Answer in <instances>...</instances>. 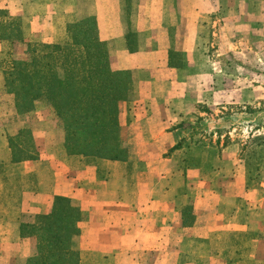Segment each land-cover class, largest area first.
I'll return each mask as SVG.
<instances>
[{
	"label": "crops",
	"instance_id": "1",
	"mask_svg": "<svg viewBox=\"0 0 264 264\" xmlns=\"http://www.w3.org/2000/svg\"><path fill=\"white\" fill-rule=\"evenodd\" d=\"M0 10L19 24L23 40L14 47L26 50L27 61L32 45L59 40L68 16H93L112 70L136 78L123 104L129 118L123 162L59 158L60 131L58 142L42 133L37 159L13 161L9 139L24 126L0 114V264H25L36 254L35 238L20 237L19 221L49 214L56 196L85 215L72 239L77 264H228L212 251L211 238L250 232L252 225L228 221L221 212L214 216L210 202L198 200L200 187L210 188L206 170L184 166L188 149L176 146L186 134L177 126L189 105L206 104L207 83L223 73L212 75L215 63L202 52L206 29L217 38L218 57L244 40L258 44L264 40V0H0ZM129 33L137 37L136 51L128 47ZM170 52L181 54L182 68L170 65ZM3 84L0 68V91ZM257 237L251 264H264Z\"/></svg>",
	"mask_w": 264,
	"mask_h": 264
},
{
	"label": "trees",
	"instance_id": "2",
	"mask_svg": "<svg viewBox=\"0 0 264 264\" xmlns=\"http://www.w3.org/2000/svg\"><path fill=\"white\" fill-rule=\"evenodd\" d=\"M126 2L129 5L130 0ZM63 25L56 43L34 44L31 60H16L13 49L23 40L22 32L16 20L0 10L1 93L12 95L19 121L34 110L38 99L47 101L63 133V141L55 146L59 158L126 161L128 150L121 140L120 106L129 100L132 74L112 70L108 46L98 39L93 16H68ZM126 38L130 51H136V35L129 33ZM170 65L182 68L181 54L170 52ZM258 105L262 107L245 109L251 114L263 111L264 103ZM177 128L186 137L176 149L188 148L195 137L193 123L182 120ZM216 131L221 135V130ZM229 142L225 136L221 148ZM9 144L13 161L38 157L29 129L20 130ZM188 162L186 159V167H190ZM247 183H251L249 177ZM84 218L68 198L56 196L49 214L36 215L33 222L19 221L20 237L36 240V254L25 264H77L79 255L72 249V239L79 234L78 224Z\"/></svg>",
	"mask_w": 264,
	"mask_h": 264
},
{
	"label": "rangeland",
	"instance_id": "3",
	"mask_svg": "<svg viewBox=\"0 0 264 264\" xmlns=\"http://www.w3.org/2000/svg\"><path fill=\"white\" fill-rule=\"evenodd\" d=\"M216 39L214 36L210 38L206 29L205 36L202 37V52L215 63V72L211 68L212 75H217L219 70L223 73L219 74L221 77H213L207 83L206 104L193 103L180 114L182 120L193 123L195 135L190 146L185 148L188 149V154L184 152V157L189 160L190 167L206 170L204 177L209 181L210 188L200 187L201 199L198 200L206 198L205 202H210L211 214L217 216L221 212L228 221L229 217H235L236 223H248L249 228L252 225L253 231L250 232L216 234L211 238L212 251L220 252L228 264H251V241L257 235L255 241L258 242L254 245L264 251V140H258L264 137V109L251 114L245 108H261L262 105L258 103H264V40L261 39L258 44L253 39L244 40L242 45L231 48L227 57H218ZM251 43L254 47L250 46ZM13 57L27 61L26 50L14 47ZM134 80L135 77L132 78L130 91ZM1 97L0 114H3V118L6 116L9 124L23 123L22 129H29L31 133L34 131L35 147L39 144L38 141L43 142V132L50 135V142H58L60 130L55 123V114L44 98L38 99L34 105V110L37 108L38 113H33V110L32 115L30 113L24 121H19L12 95L0 91ZM123 104L120 106L121 140L129 119L127 105ZM205 109L208 112H204ZM216 130H221V135ZM225 136L230 142L221 148ZM122 143L126 147V142L122 140ZM217 149L220 151L217 152ZM183 163L186 167L185 161ZM248 177L251 183H247ZM208 185L206 183L205 186ZM251 193L255 195L252 197ZM256 201L259 203L256 204ZM26 218L23 219L27 220ZM254 257L258 258V254L255 253ZM22 262L21 260V264Z\"/></svg>",
	"mask_w": 264,
	"mask_h": 264
}]
</instances>
